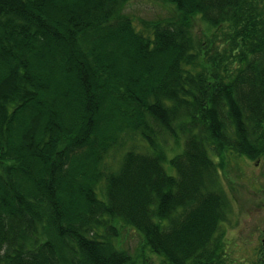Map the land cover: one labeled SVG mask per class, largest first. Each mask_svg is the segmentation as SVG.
<instances>
[{
	"label": "trees",
	"instance_id": "16d2710c",
	"mask_svg": "<svg viewBox=\"0 0 264 264\" xmlns=\"http://www.w3.org/2000/svg\"><path fill=\"white\" fill-rule=\"evenodd\" d=\"M126 1L0 0V264H137L121 224L159 264H242L220 168L264 157V0H164L146 33Z\"/></svg>",
	"mask_w": 264,
	"mask_h": 264
},
{
	"label": "rangeland",
	"instance_id": "374dc122",
	"mask_svg": "<svg viewBox=\"0 0 264 264\" xmlns=\"http://www.w3.org/2000/svg\"><path fill=\"white\" fill-rule=\"evenodd\" d=\"M120 13L130 18L138 31L145 33L149 24L179 14L175 4L164 0H127ZM223 28L227 30L228 27L224 25ZM194 32L201 41L207 35L213 40L216 28L208 27L207 23L197 16ZM209 45L207 43L205 47ZM76 119L75 117V121ZM215 157L221 160L220 155L215 154ZM225 157L226 164L220 168V185L230 199L228 221L223 224L224 243L230 245L226 251L227 256L249 259L252 262L256 259L255 250L261 245L264 235V157L259 160L250 159L232 151H226ZM164 165L168 173L176 175L177 172L170 163L166 162ZM18 181L27 185L23 178ZM99 195L103 197L100 190ZM122 225L116 239V249L128 253L137 264H159V257L148 248L143 249L141 234L130 225L124 228ZM229 238L234 239L228 242Z\"/></svg>",
	"mask_w": 264,
	"mask_h": 264
},
{
	"label": "flooded vegetation",
	"instance_id": "af4514ba",
	"mask_svg": "<svg viewBox=\"0 0 264 264\" xmlns=\"http://www.w3.org/2000/svg\"><path fill=\"white\" fill-rule=\"evenodd\" d=\"M234 238H229L227 241L231 242ZM229 246V245H228ZM253 252V251H252ZM254 253V252H253ZM255 257L259 258V261L261 260L262 262H264V235L262 237V243L260 246L257 247V249L255 250ZM240 261L245 262V264H256V262L258 260L254 259L252 262L249 259H245L241 258Z\"/></svg>",
	"mask_w": 264,
	"mask_h": 264
}]
</instances>
